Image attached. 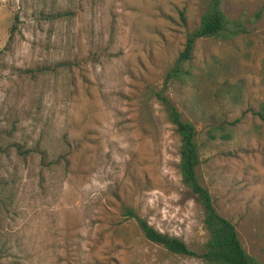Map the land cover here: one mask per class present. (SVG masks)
Segmentation results:
<instances>
[{
  "label": "rangeland",
  "instance_id": "1",
  "mask_svg": "<svg viewBox=\"0 0 264 264\" xmlns=\"http://www.w3.org/2000/svg\"><path fill=\"white\" fill-rule=\"evenodd\" d=\"M205 3L0 0V264H201L145 240L122 207L201 250L154 93ZM220 8L247 33L197 40L192 75L163 93L195 127L216 212L264 262V122L251 113L264 107V0ZM220 122L230 139H207Z\"/></svg>",
  "mask_w": 264,
  "mask_h": 264
},
{
  "label": "trees",
  "instance_id": "2",
  "mask_svg": "<svg viewBox=\"0 0 264 264\" xmlns=\"http://www.w3.org/2000/svg\"><path fill=\"white\" fill-rule=\"evenodd\" d=\"M247 31L240 20L229 19L225 16L220 8V0H206L198 25L185 34L182 48L167 69L161 89L154 93L166 122L172 126L177 136L178 162L176 168L180 182L193 196L201 211V225L205 233V241L201 250L189 249L181 239L158 232L131 208L122 207V215L134 221L145 240L160 246L167 253L195 258L201 264H264V262L246 253L234 226L216 212L212 198L201 184L198 174L201 154L196 140L195 127L192 122L183 117L163 92L167 84L188 79L192 75L190 67L193 47L197 40L206 38L227 40L245 34ZM251 113L264 122L263 106ZM206 135L209 140L227 141L230 139V132L224 122L213 123Z\"/></svg>",
  "mask_w": 264,
  "mask_h": 264
}]
</instances>
